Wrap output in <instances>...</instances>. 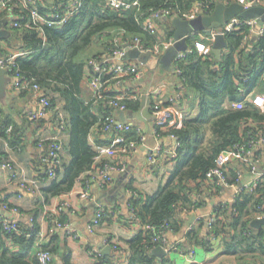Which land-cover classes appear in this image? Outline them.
I'll list each match as a JSON object with an SVG mask.
<instances>
[{
  "label": "trees",
  "instance_id": "1",
  "mask_svg": "<svg viewBox=\"0 0 264 264\" xmlns=\"http://www.w3.org/2000/svg\"><path fill=\"white\" fill-rule=\"evenodd\" d=\"M64 1L46 0V4L49 7ZM138 1L139 7L111 10L104 7L102 0H83L80 13L65 25L44 27V43L34 30L5 27L9 33L3 39L7 47L14 44L30 52L16 60L14 70L33 79L50 98L51 106L59 105L65 115L63 134L69 137L66 148L70 159L63 164L60 154V167L53 179L47 177L45 167L40 165L39 178L44 185L39 191L46 200L71 192L76 182L91 170L96 154L94 146L110 144V140H101L102 135L106 137L108 134L97 129L103 118L113 113L111 108L105 106L111 93H104L99 100L91 97L88 102L81 97L82 83L87 80L88 60L108 51L113 46L112 39L117 31H125L123 38L126 40L137 37L146 46L154 45L159 41L158 37L142 28L144 18L151 10L167 8L172 12L177 9L189 12L196 3H202L206 10L212 12L224 0ZM2 13L0 21L3 20ZM158 23L161 24V21ZM162 25L168 29L164 39L167 40L173 36V28L169 21L162 22ZM225 41L227 47L219 58L212 50L208 55L194 52L174 64V75L180 84L199 95L198 116L185 121L182 128L170 131L179 146L175 165L166 183L153 195L130 200L132 215L142 229L127 241L128 264H165V260L158 261L150 253L160 246V242L154 238L168 231L180 230L184 223L182 213L198 209L200 203L197 194L204 192L201 185L206 173L216 167L221 154L235 145H247L264 133V104L257 107L252 99H247L253 91L264 93V36L251 35L249 27L243 25L239 30L227 34ZM188 43L191 44L190 40H187ZM7 47L0 44V52L7 54ZM20 91L29 92L26 89ZM240 101L244 102L241 109L228 106ZM125 105L132 112L139 108L138 101H125ZM9 126H12V131L7 134ZM21 131L22 126L0 110V139L7 140L11 146L22 145ZM118 134L127 140L137 139L133 130ZM0 156L6 155L1 153ZM232 170L231 176L236 178L237 174L235 176ZM211 182L220 190L221 186L216 185L215 180ZM3 204L0 201V207ZM222 204L214 207V221L208 236L221 237L228 254L257 250L264 252V228L255 230L249 225L258 214H264V180L252 191H240L231 204ZM5 205L8 211L16 209L19 212L17 207ZM35 217V214L30 217L28 226L18 221L17 231L7 233L1 224L11 219L0 216V264H40L37 258L39 248L53 254L45 244L36 246L35 238L40 229ZM45 217L54 224H65L67 219L66 213L57 216L47 213ZM185 238V242L195 241L203 247L210 246L207 238L199 240L193 230H189ZM95 257L100 258L101 255Z\"/></svg>",
  "mask_w": 264,
  "mask_h": 264
},
{
  "label": "crops",
  "instance_id": "2",
  "mask_svg": "<svg viewBox=\"0 0 264 264\" xmlns=\"http://www.w3.org/2000/svg\"><path fill=\"white\" fill-rule=\"evenodd\" d=\"M158 23V32L155 34L160 41L164 40L165 26L162 25L164 17ZM7 47L4 40L0 42ZM13 43H11L12 45ZM16 44V43H15ZM9 46V45H8ZM9 51H16L18 46L7 47ZM223 50V49H222ZM221 56V55H220ZM10 78V77H9ZM12 80L6 85V96L0 99V110L22 126L23 136L20 152L8 154V161L14 169L28 178L37 179L39 188L34 193L18 187L8 180V173L3 166L0 156V201L17 207L19 212H8L13 221H19L24 226L29 225L30 217L35 214L36 223L39 225L42 244L52 249L53 260L51 264H128L129 250L127 241L132 239L141 229V224L133 219L129 210L131 198H139L153 195L166 183L169 173L175 165L176 153L174 139L170 131L182 128L184 122L198 116L199 95L196 91L184 88L174 73L166 72L161 67L150 69L148 66L141 69L140 75L134 80L124 81L118 88V93L131 92L133 95L145 89L161 90L160 100L163 103V111L166 115V124L157 128L154 121L148 123V131L145 124L137 120L133 115L135 112L126 110L118 114L116 120L120 123L140 124L143 126L146 139L132 154L116 153L110 157H104L111 166L120 167L121 171H112L111 180L104 187H100L98 180H84L88 173L82 176L75 184L71 192L51 197L48 200L39 191L43 185L40 183L41 155L43 148L38 147L39 139L54 134L53 129L47 122L32 123L28 117L29 111L35 109V103L31 91L22 92L13 90ZM264 93L253 91L249 94L252 100L261 98ZM81 97L88 102L92 97V91L87 83H82ZM133 101V100H132ZM95 137V136H94ZM101 140L109 141L108 135L101 136ZM62 151L61 163H67L70 156L67 151L69 137L61 135ZM92 138L90 137V142ZM160 146L162 154L158 163L151 167L146 160V153L149 148ZM5 153L0 141V154ZM248 164L243 163L240 158L228 157L224 162L226 176L229 181L235 178L231 176V170L241 174V184L252 182L255 179L264 180V147L255 146L250 150ZM254 167V171L252 170ZM42 181V180H41ZM87 183L89 185L87 186ZM88 187L90 199L79 197L78 192ZM236 187L221 186L218 190L214 183L205 179L201 185L204 192L198 195L199 207L194 212H183V226L180 230L168 231L165 234L167 247L175 246L173 250H167L164 259L165 264H264V252H242L228 254L225 251L224 243L217 237L209 241L210 246L203 247L199 242H185V236L189 230L197 233L199 240L208 239L210 232L209 223L213 210L217 204L231 202L236 197ZM62 201H67L74 213H66V228H59L45 217V212L53 209ZM97 206H102L105 216L92 230L89 224L94 216ZM194 218L191 220V218ZM190 224L187 225V222ZM99 245L110 246V251L105 255L101 254ZM8 246L10 244L8 243ZM183 246V248H179ZM15 248L13 247L12 250ZM100 251L101 257H95L91 251ZM98 256V255H97Z\"/></svg>",
  "mask_w": 264,
  "mask_h": 264
},
{
  "label": "built area",
  "instance_id": "3",
  "mask_svg": "<svg viewBox=\"0 0 264 264\" xmlns=\"http://www.w3.org/2000/svg\"><path fill=\"white\" fill-rule=\"evenodd\" d=\"M105 8L111 10H130L134 7H139L138 0H102ZM232 2H237L244 6L245 9L251 8L253 4L264 7L263 0H224L222 4L229 5ZM83 0H65L59 4H53L49 7L46 4V0H0V11H4L9 17L8 25L12 28H26L34 30L39 39H42V43L46 41V35L44 27L63 26L69 22L73 17L78 15L82 9ZM43 10V11H42ZM211 12L206 10V6L202 3H196L194 8L189 12H182L177 9L172 12L167 8H161L159 10H151V12L144 18L143 30L149 34H156L158 32V21L164 17L167 19L179 18L181 20H193L197 16H207ZM243 25L249 27V33L253 36H264V23L258 25V19H244L238 16L231 18L226 24L221 27L211 29L208 34L204 32H197L190 34L186 38L187 40H193L192 44H187L184 51H180L176 54L173 66L176 61L183 60L186 56L197 52L199 55H208L213 50V42L216 36L225 37L227 34L239 30ZM125 31H117L112 39V47L101 53L97 57H92L88 60L87 70V86L92 91V97L96 100L102 99L104 93H111V97L106 100V105L113 110L108 116L103 118L98 127V131L113 136L110 138L109 145H95V156L93 159V165L88 172V180H98L100 187H104L111 180L112 171H121L120 167L111 166L110 163L104 157H110L116 153L132 154L140 145H143L146 139V133L142 125L131 123H120L116 120V116L120 113H125L127 110L125 101H138L139 108L137 111H141L142 107L140 102L142 98H149L151 101V113L153 116L154 124L157 128L161 129L166 122V115L163 111V103L160 100L161 90L156 88L154 90L145 89L137 94L131 92L118 93L117 88L124 82L134 80L140 75L141 69L146 67L137 60L130 59L129 54L137 51L139 54H149L150 58L160 57L162 53L173 45V36L164 41H157L152 46H146L141 39L133 37L132 39H124ZM198 38V39H197ZM191 42V41H190ZM30 52H26L22 49L16 51H9L7 54L2 53L0 56V68L6 71V74L12 80L13 90L20 91L26 89L31 91L35 103V109L29 111L28 117L32 123H38L41 121L47 122L54 131V134L45 138L39 139L38 147L43 148L44 152L41 155V165L45 167V173L49 179H53L56 176V171L60 167V154L62 151V138L63 131L65 129V115L59 105L51 106L50 98L46 95L45 91L36 83L33 79H29L24 75H20L19 71L14 70L16 60L23 56H26ZM160 67V66H157ZM156 67V68H157ZM155 68V69H156ZM243 93V90H240ZM261 98L253 99L257 107H262L264 104V96ZM248 101L251 99L247 96ZM244 102L231 103L230 107L234 109H241ZM133 130L136 135V140H127L120 136L118 133L129 132ZM12 131V126L6 129V133L9 134ZM3 145V150L6 156H2L1 161L8 173V180L28 191L34 193L39 188V182L37 179L28 178L22 173L14 169L13 165L8 161V154L11 152H20L21 145L11 146L7 140L0 139ZM264 147V133L259 134L257 139L250 141L247 145H235L232 149H229L226 153L221 154L216 163V167L210 169L206 173V179L208 181H216V185L225 187H237L236 195L242 190L252 191L258 187L261 180L255 179L252 182L241 184V174L237 173V177L234 182H230L226 176L225 169L223 167L224 162L228 157L240 158L243 163L248 164V155L250 150L255 146ZM176 148L179 146L178 142L175 144ZM162 154L160 146L149 148L146 153V160L149 166L153 167L158 163V158ZM172 157H176V153H172ZM254 171V167H252ZM89 183H87V186ZM79 197L83 199H90V192L88 187L81 189ZM234 201V200H233ZM232 201V202H233ZM231 202V203H232ZM222 205H225L224 203ZM0 209L7 210L5 203ZM129 210L132 215V208L129 205ZM13 209L11 212H16ZM196 211L192 209L191 212ZM74 213L75 210L67 201H62L56 205L53 209L45 212V215H60L64 213ZM105 215V210L102 206H97L94 216L89 224V229L92 230L96 227L100 221H102ZM264 214H258L255 219H261ZM214 221L213 215L210 219L208 226L211 227ZM31 222V218L29 220ZM3 231L10 233L17 231V221L4 220L1 224ZM31 225V224H30ZM57 227L66 228V224L55 222ZM211 229V228H210ZM161 233V232H160ZM162 234V233H161ZM215 236H209L208 240H215ZM36 240V246L39 247L42 244V236L38 233ZM155 241L160 242V246L167 250H173L176 247H167V240L165 234L155 237ZM92 255L97 256L100 251H91ZM37 258L40 264H51L53 260L52 254L47 250L39 248L37 251Z\"/></svg>",
  "mask_w": 264,
  "mask_h": 264
},
{
  "label": "water",
  "instance_id": "4",
  "mask_svg": "<svg viewBox=\"0 0 264 264\" xmlns=\"http://www.w3.org/2000/svg\"><path fill=\"white\" fill-rule=\"evenodd\" d=\"M252 1V0H251ZM238 16L244 19H258V25L260 26L264 23V7L253 4L251 8L245 9L243 5L232 2L229 5H224L218 3L210 15L202 16L199 15L193 20H181L179 18L167 19L171 27L173 28V40L174 43L168 49H166L160 57L150 58L149 54H139L137 51L129 54L130 59L137 60L138 62L147 65L150 69H155L160 66L166 72L174 73L173 61L176 54L180 51L186 49L187 43L186 38L190 34L197 32H204L208 34L211 29L218 28L226 24L231 18ZM8 25L6 20L0 21V41L5 39L9 33L5 28ZM227 47L225 37L219 35L215 37L213 42V54L216 58H219L222 49ZM2 52H0V56ZM10 82V78L7 76L6 71L0 68V99L2 100L6 96V85ZM140 105L142 107L141 111L135 112L133 115L137 120L143 122L148 131V123L153 121V116L151 113V101L149 98H142ZM122 114V113H121ZM177 142V139H174ZM0 216L8 218L10 215L7 211L0 209ZM194 216L191 218V220ZM190 221L187 222V225ZM208 226V223L205 224ZM250 227L255 230H260L264 228V217L261 219H253L250 221ZM101 254L105 255L106 252L110 251V246L99 245ZM153 256L162 260L167 255V250L161 246L153 248L150 252Z\"/></svg>",
  "mask_w": 264,
  "mask_h": 264
},
{
  "label": "rangeland",
  "instance_id": "5",
  "mask_svg": "<svg viewBox=\"0 0 264 264\" xmlns=\"http://www.w3.org/2000/svg\"><path fill=\"white\" fill-rule=\"evenodd\" d=\"M0 13H2V12L0 11ZM2 17H3V20H6L7 22H9V17L4 12L2 13ZM166 27H169L170 28L169 25H167ZM164 31L166 32V31H168V29L165 28ZM164 39H166V36L165 35H164ZM190 41H191V44H192L193 40H190Z\"/></svg>",
  "mask_w": 264,
  "mask_h": 264
}]
</instances>
